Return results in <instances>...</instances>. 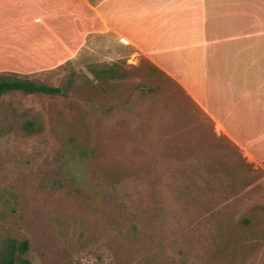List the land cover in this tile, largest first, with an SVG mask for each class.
<instances>
[{"label":"rangeland","instance_id":"obj_1","mask_svg":"<svg viewBox=\"0 0 264 264\" xmlns=\"http://www.w3.org/2000/svg\"><path fill=\"white\" fill-rule=\"evenodd\" d=\"M52 50L0 70L52 86L73 79L67 96L0 98V248L27 241L29 264H264V134L237 144L218 133L146 59L57 60ZM112 64L123 77L87 83L90 65ZM243 218L248 228L230 230L238 253L217 255L216 221Z\"/></svg>","mask_w":264,"mask_h":264},{"label":"crops","instance_id":"obj_2","mask_svg":"<svg viewBox=\"0 0 264 264\" xmlns=\"http://www.w3.org/2000/svg\"><path fill=\"white\" fill-rule=\"evenodd\" d=\"M50 49L74 61L146 59L218 133L237 144L264 134V0H0V70Z\"/></svg>","mask_w":264,"mask_h":264},{"label":"trees","instance_id":"obj_3","mask_svg":"<svg viewBox=\"0 0 264 264\" xmlns=\"http://www.w3.org/2000/svg\"><path fill=\"white\" fill-rule=\"evenodd\" d=\"M111 66H97L90 65L88 67V72L91 74L92 79H88L87 83L91 84L94 88H103V84L108 82L107 79L115 78L119 74V69ZM118 77H123V72H120ZM73 79L69 76L62 86H52L43 83H38L29 79L19 78L15 74L1 75L0 76V98L9 94H21L24 96L39 95V96H67L69 91L72 89ZM25 114V111L23 115ZM37 123L27 118L23 121L22 126L25 131H33ZM234 223V222H233ZM243 223L250 224L251 220L249 218H243L240 222H237L239 226H231L232 221L227 220L223 222L222 220H217L215 226H218V237L216 240V251L217 255L223 249L232 248L231 254L238 253L236 249L233 248L234 240L230 238L232 232L236 227L238 228H248V226H243ZM228 235V236H227ZM257 245V244H255ZM28 250L27 241H17L15 239H8L0 248V264H29V261L23 258V255Z\"/></svg>","mask_w":264,"mask_h":264}]
</instances>
